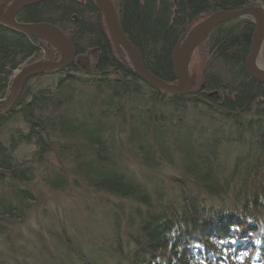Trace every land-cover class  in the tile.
I'll list each match as a JSON object with an SVG mask.
<instances>
[{"label": "trees", "instance_id": "obj_1", "mask_svg": "<svg viewBox=\"0 0 264 264\" xmlns=\"http://www.w3.org/2000/svg\"><path fill=\"white\" fill-rule=\"evenodd\" d=\"M251 2L264 3V0H113L121 28L140 50L147 69L166 82H176L171 56L174 43L187 24L202 13L219 8L238 9ZM173 11L175 19L170 26ZM98 12L92 0H46L25 8L18 16L19 22L48 21L59 26L72 41L78 60L91 57L93 64L91 68H83L78 63L59 72L37 76L31 79L33 86L29 80L19 96L16 112L7 120L0 118V135L4 125L15 115L23 119L28 130L27 133L18 130L7 143L0 140V201L4 203L0 204V236L9 227L22 223L34 197L28 188V191L22 188L33 180L30 173L33 166L16 157L19 143L26 141L34 143V156L38 160L58 149L59 156L74 164L73 171L77 175L83 177L88 171L91 173L88 177H96L97 182L92 183L95 188L90 185L95 191L123 197L121 199L126 201L131 195L140 199V205L133 208L131 203L125 215L130 231L124 227L120 211L119 214L108 213L107 220L111 221L107 227L98 223L101 227L97 229L96 223L88 221L87 227L76 226V231L80 228L82 232V243L73 244L68 231L63 230L69 240L62 243L66 248L59 259L52 261L50 248L43 245L44 250L35 264H248L246 241L239 234L229 232L248 230L249 218L256 221L260 215L264 217V169L258 180L259 190L256 187L243 193L244 185L237 190L232 188L234 192L222 221L219 219L222 208L216 197L231 186L227 180L220 183L219 175L214 186L206 179L209 183L200 184L203 188L198 192L189 191L167 202L159 199L163 191H150L140 181L126 188L121 180L123 171L117 166L125 164L121 151L127 155L133 151L165 154L166 133L175 132L183 140L184 134L179 130L186 121L182 116L202 104L209 121L221 127L211 134L220 145L214 153L217 157L223 154L225 144L233 145L231 139L223 138L224 130L243 138L245 144L240 149L248 152V160L256 158L257 148L264 151V134L259 136L254 130L256 123L264 124V86L247 76L243 65L255 22L252 18H240L214 30L206 43L210 52L202 55V72L200 81L195 82L194 92L185 98L167 100L169 97H163L160 91L140 81L128 63L119 59L113 43L105 35ZM42 52L51 61L60 56L51 44L11 33L0 26V98L8 92L12 73ZM51 76L55 77V84L47 83ZM204 90L221 94L217 92L207 97ZM200 94L207 99L205 103L199 102ZM176 145V155L187 160V146ZM189 151L194 152L191 148ZM240 155L245 156L242 152ZM201 161L196 157L193 164L196 172L200 171ZM188 166H192L190 161ZM238 171L243 174L240 175L243 181L256 173L241 166ZM59 180L54 177L50 183L60 187ZM215 187L221 190L216 195ZM143 204L159 211L147 215L142 210ZM196 215L202 218L200 222ZM166 224L171 230L166 229ZM196 225L200 231L195 230ZM185 230L195 236L192 244L187 241L188 236L179 235ZM164 243L168 246L162 251ZM251 245L250 251L255 252L256 245ZM51 246L56 253L60 243ZM178 247L195 253L183 258L176 251ZM15 252L18 259L25 249L15 248Z\"/></svg>", "mask_w": 264, "mask_h": 264}, {"label": "rangeland", "instance_id": "obj_2", "mask_svg": "<svg viewBox=\"0 0 264 264\" xmlns=\"http://www.w3.org/2000/svg\"><path fill=\"white\" fill-rule=\"evenodd\" d=\"M4 2L5 0H0V8ZM253 5L264 7L262 3L259 4L258 2H254ZM118 56L121 58L119 53ZM90 58L91 57H81L78 61L83 67L91 68L93 63L92 60H89ZM196 59L191 64V75L195 82H199L200 73L202 72V68L200 67L202 58L197 57ZM259 59V62L264 66V46ZM37 61H47L46 53L42 52L41 56L28 60L20 67L19 70L26 68V66L36 63ZM19 70L14 72L12 75L13 77H11L10 80L16 77L15 75ZM33 82L34 81L31 80V86H33ZM48 82H53V84H55V77H49L47 83ZM9 93L10 89L8 90L6 97ZM6 97L4 99L0 98V104H2L1 102L6 101ZM199 115V111L190 110L189 113H185L182 116V119L186 122H192L191 124L194 123V125H197L199 128L204 125L210 127L211 129H209L208 132L211 134H213L215 128L220 130L221 127L216 122L207 124V121L209 120L205 117L200 118ZM18 130H22L25 133L28 131L23 119L19 115H15L2 128L0 140L7 143L10 137L15 135ZM35 152L33 142H20L16 149L17 159L20 161L27 160L31 162L33 166L30 172L33 176V180H31L27 188L34 195L35 199L30 201L29 204L31 211L25 215L22 219V223L17 227H9L7 232L1 234L0 264H20L17 259L18 254L15 252V248L19 249L24 247L26 250L25 252L28 250V253L30 254L28 259L33 261L31 257L35 255L38 250V246L43 244L46 245V248H50V256H53L52 248L54 247L51 245L56 246V244L60 243V246L55 249L57 252L54 253V258L58 260L62 251L66 248L64 245L62 247L63 242H66L71 238L73 244L82 243V232L80 228L76 231V226L79 225L78 227H87L90 225V222L88 223L84 220L82 215L83 212L81 210L86 211L88 208L93 209V207H97V204H103L105 208H108V213H114V210L117 211L116 208L126 207L127 211L121 210L120 214L124 218L122 223L125 229L130 231L125 217V215L129 213V201L115 198L109 194L107 195L103 192L95 191L85 186L77 173L73 171L74 164L69 162L71 161L69 158V161H67L63 159L62 156H59L60 154L58 149L52 150L50 154L46 155L41 160H38L34 156ZM241 152H243V149H240V152L238 153V149L236 147L231 144H225L222 147V153L224 155L223 159L220 158V162L218 164H225V162H230L231 159L233 161ZM121 153L126 167H128L131 172L142 180V182L146 184L147 189L150 191L158 189L160 192H165L167 190L171 201L177 198L179 199V197L185 192L190 191L192 193H196L199 191L197 187L198 184L195 182L189 183L190 189L183 186V175L176 167L169 168L168 166H162L159 168L155 166V169L143 168L140 163H137L134 159L127 157V153L125 151H121ZM177 157L180 158L181 156L177 155ZM234 167L238 170L240 166L236 163ZM226 169L227 168L222 171L220 169L219 175H222L221 172L226 171ZM54 177L57 179L59 178V181L62 182L59 183L60 187L51 185L50 181ZM178 178L180 179L177 181L178 183H176V179ZM216 193L214 191L215 195ZM233 206L235 205L233 204ZM96 225L97 229L101 227L98 223H96ZM63 230L68 231V236H70L69 239L67 235L65 236L63 234Z\"/></svg>", "mask_w": 264, "mask_h": 264}, {"label": "bare ground", "instance_id": "obj_3", "mask_svg": "<svg viewBox=\"0 0 264 264\" xmlns=\"http://www.w3.org/2000/svg\"><path fill=\"white\" fill-rule=\"evenodd\" d=\"M9 1H11V0H5L4 4L2 5V6L6 5L5 8H4V11H6L8 9V5L10 6V3L11 2H9ZM45 1H42V2H39V3H43ZM8 2H9V4H7ZM261 3L264 5L263 2H259V4H261ZM248 4L245 5V6L246 7H250V8L251 7H255V8L259 9L260 11H264V7L263 6L259 7L257 5H253L252 2H251L250 5H248ZM2 6H1L0 10L2 9ZM114 7H115V5H114ZM243 8H245V7H240L238 9H229V10L228 9L219 8L216 11L208 12V14H203L202 13L201 15L197 16V19H195L190 24H187V27H185V31L182 32L183 34L181 33L179 35V37L177 38L178 40L176 41V43H174L175 45L173 46L174 49L172 51V55H173L174 50L177 48L176 46L179 44L180 39L183 37V35L185 33H187L188 30L196 28L197 25L200 24L201 22L205 21L208 18V16H210V14H212L214 12H218L220 10L227 11V12H229V11H240V9H243ZM24 9L25 8H23V10ZM116 11H117V8H116ZM98 13H100V12H98ZM19 14H18V16H19ZM117 15H118V11H117ZM173 15H174V17L171 19L170 26L173 24L174 19H175V13H174V11H173ZM18 16H17V21L19 22ZM99 17L102 18V26H103V29H104V32H105L106 37L110 40L111 43H114V40L112 39V37H111V35L109 33V29H107V25H106L105 19L102 17L101 14L99 15ZM118 17H119V15H118ZM240 18H250L251 19L252 17H240ZM240 18L231 19L230 21L221 23L219 26L224 25V24H230V22L239 21ZM20 23H23V24L24 23L35 24V23H46V22H35V23H33V22L32 23H29V22H20ZM48 23H50V22H48ZM53 25H55V24H53ZM0 26L2 28H6V30L9 31V32H11V33L23 34V35H27V36L31 37L34 40H39L38 38H34L33 36H31L30 34L22 33V32H19V31H15L13 29H10L5 24H1L0 23ZM119 26L121 28L120 17H119ZM219 26L215 27L210 32L209 37L211 36V34L213 33L214 30H216L217 28H219ZM60 30H62V29L60 28ZM121 30H123V32L127 36V34L124 31V29L121 28ZM254 30L252 32V36H251V39H250L249 50H248V52L246 54L247 56H246V58L244 60V64H243L245 66V70H246L247 76H250V74H249V72L247 70L246 61H247V59L249 57V53H250L251 48H252V41H253ZM127 38H128V36H127ZM128 39L130 40V38H128ZM208 40H209V38L206 39V40H204L203 42H201V44L198 45L197 50L194 51V53L192 54V59H191V62L189 64V78L192 80V84H191V87L189 89V92L186 95H184V96H180V95L179 96H172V95L166 94V93H164V92H162V91H160L158 89H155L154 87H152V88L155 89L156 91L157 90L160 91L163 97H165V96L169 97V98H167V100L168 99L169 100H172L170 98H173V97H178V98L179 97H182V98H185V97L189 96L192 92H194L193 88H194V85H195V81H194V79L192 78V75H191V64H192V62L197 57L203 58L202 55L203 56H206L207 54H209L210 51L208 52V49L210 48V46H208L206 44L208 42ZM39 41H42V40H39ZM42 42H44V41H42ZM113 46H114V44H113ZM115 50H116V48H115ZM139 52H140V50H139ZM140 54H141V52H140ZM141 58H142V55H141ZM171 58H172V56H171ZM122 60H124V59H122ZM259 60H260L259 58L256 59L254 65H256V67L259 70H263L264 71V66L259 62ZM75 62L76 63L74 65H76L78 63L81 64L78 61V58H76ZM143 63H144V60H143ZM144 66L146 67L145 64H144ZM83 68H85V67H83ZM172 68H173V58H172ZM19 69H17V70H19ZM14 72L12 73V75L14 74ZM12 75H11V77H13ZM133 75L136 76L140 81H142L141 78L136 73L134 74V72H133ZM174 76H175V73H174ZM250 78L252 80H255L252 76H250ZM159 79H161V78H159ZM13 80L14 79L10 80V83L8 84V86H7L8 88L6 89V91H8L9 89L11 91V89H12L11 88V84H12ZM175 80H176V78H175ZM163 81L166 82L165 80H163ZM232 81H233V77L231 79V83H232ZM255 81L258 82L257 80H255ZM143 82L145 84L147 83L145 81H143ZM166 83L167 84L169 83V84L176 85L177 84V80H176V82H168L167 81ZM258 83L264 86V84H262L260 82H258ZM139 86L142 87V85H139ZM140 87H139V89H140ZM203 87H204V85H202V88ZM217 92H219V91H213V90L207 91V90H204L203 91V94L205 93V94H207V97H209V95L211 97L213 95H217ZM203 94H200V96H198V100H199L200 103L201 102L202 103H205L207 101V99H204V95ZM6 95H5V97H6ZM5 97H3V99ZM1 103H4V102H1ZM16 107L17 106H15V110L12 111L10 114H7V116L0 117V118L7 120V118H9L12 114H14L16 112ZM190 109L191 110L194 109V111H199V113H200V115H202V117H205L206 119L209 120V118H207L205 116V114H204L205 112L203 111L204 110V104H202V106L199 109H197V110H196V107H192ZM216 112L217 111H214L215 114H216ZM200 115H199V117H200ZM216 115H218V114H216ZM155 120H157V116H155ZM207 122H208L207 124H211L210 121H207ZM142 123L145 124L144 122H142ZM209 129H211V128L210 127H207L205 125L202 126L201 128H199V127L192 126L190 122H186L185 125L183 126V128L181 127L180 130H179V133L180 134H182V133L184 134L183 140H180L179 137H178V135L175 132L166 133L165 138H164V142L162 141L163 144L167 147L165 149V154H161L160 153V155L157 156V154L156 155L155 154H152V153L147 154V153H145L143 151H138V152L133 151V152H128L127 157L134 159L137 163H140L143 166V168H152V169H155V166H157L159 168L162 167V166H168L169 168H171V167L178 168L179 171H180V173L183 175V178H182V181H184L183 186L185 188H187V189H190L189 183H191V182L194 183L195 182L196 184H198V186H197L198 189L201 190L203 187H201L200 184L209 183V182H207L206 179H208V180L211 181V183H212L211 186H214L216 184V182L218 181L219 170L221 169V171H222L223 169L227 168L226 171L221 172L222 175H219L220 176V180L219 181H220V183H222V182L225 183L224 181L227 180L228 181V185H230L231 187L228 188V189H226V191H223L222 190V192L220 193V197H216L217 199H219L220 208H222V211L220 212L221 217L219 219H221L223 221V219H224L223 217H224V215L228 211L227 208H228V203H229L230 195L232 194V192H234V191H232V188H233V190L234 189L237 190L238 188L240 189L241 185H244V189L242 188V191H241L243 193H245L248 190L255 189L256 187H258V190H259L258 180L260 179V176L263 175L262 171L264 169V151L260 150V148H257L256 152H258V153L256 154V158L255 159L248 160L247 159L248 152L245 151V152H242V154H244L245 156H241V155H240V157L239 156H236V158L233 161H232V159L230 160L231 163L230 162H225V164H218L220 162V158L223 159V156L224 155L221 154V156L219 158V157H217L214 154L215 151H216V148L219 145V143H218L217 140H213V138L211 136V133L208 132ZM254 130L257 131V133L259 134V136L260 135H263L264 134V124L263 123H256L254 125ZM224 133L225 134H224V137L223 138L224 139H231L232 141H230V142L233 143V146L234 147H236V148L239 149V148H242L244 146L245 142H244L243 138H241L242 139L241 140L240 138H238V136L236 134L234 135V133H230V132H227V131H224ZM258 134H256V137L255 138H257V135ZM179 143H183V144H185L187 146L186 149H185L186 153L189 155L187 157V160L185 158L184 161H183V159H182L183 156L180 157V158H178L177 155H176V151L177 150L175 148L177 146L176 144H179ZM190 148H191V150H194V152L193 151L190 152L189 151ZM209 148H210L211 151H209ZM196 157L199 158L200 160H203V161H201L202 165L199 167V170L200 171H197V172L195 171V167L193 166V164H194V162L196 160ZM189 161H190V163H191L192 166H188ZM184 163H186L187 165L185 164L186 165L185 166ZM236 163H239L240 166L242 168H244V169H251V170H253L254 172H256L255 175L254 174H251V175H249L247 181H243L244 180V177L243 178L241 177V176H243V174H239L240 172L237 170V168L234 167ZM187 166L189 168H191V172L189 171V168ZM117 168L122 169V171H123L121 180L123 182V185L126 188L128 187L129 184H132L134 181H136V182L137 181H140L141 184L147 189L146 184H144L142 182V180H140L133 172H131V170L128 167H126L125 164L124 165L123 164L122 165H118ZM98 170H99V172L101 171L100 168H98ZM193 173H194V175H193ZM88 174L90 175L91 173H88V171H87V172H85L83 174V177H81L80 175H78V176L81 179V181L84 183L85 186H87L88 188H91L90 185L92 186L93 184H95L97 182V179H96V177H93V176L88 177ZM223 174H226V175H223ZM179 179L180 178L176 179V183H178L177 181H179ZM112 185L115 186L116 184H113L112 183ZM27 187H28L27 185H24V184L22 185V188H25L26 190H27ZM92 187L95 188L94 186H92ZM220 191L221 190L219 188L215 187V193L216 192H220ZM115 198H117V197H115ZM121 198H123V197H121ZM121 198H118V199H121ZM169 198L170 197H169V194H168V191L167 190L165 192L163 191L162 194L159 195V199H161V200L164 199L167 202H168V200H170ZM32 199H35V198L33 197ZM128 199H129V206H130L131 203H132L133 208L136 207V206H138V205H140V204H138V202L140 201V199H138L134 195H131ZM1 203H2V201H0V204ZM3 204L4 203H2V205ZM28 205H29V207H28L27 210H28V212H30L31 211V207H30V204H28ZM139 208H141V207H139ZM116 210L117 211L114 210V212L117 213V214H119V211L126 210V207L125 208L124 207H122V208L119 207V208H116ZM142 210L147 215L159 211L156 207L155 208L154 207H148V206H145L144 204L142 205ZM81 211L83 212L82 215H83V218H84V220L86 222L88 221V222L100 223L103 226H106L107 227L108 224H109V222L111 221L110 217H109L110 220H107V216L106 215H108L107 214L108 213V208H105V206L103 204H101V205H98L97 204V207H93V209H91V208L89 209L88 208L86 211L85 210L84 211L81 210ZM195 217H196V220H198L199 222L202 220V218L199 215H196ZM259 217H260V219L254 217L256 221H254L251 218L248 219V221H247V223H248L247 224L248 230L241 231V232L239 231L238 232L236 229H233V230H231L229 232L230 234L231 233L236 234V235L239 234V237L241 239H243L244 241H246V245L245 246H247V247L244 248L246 250V252H249L250 251V249L252 247L251 244H255L254 243V239H259L260 238V235H261V233L263 231V225H264L263 218L264 217H261V215ZM165 227H166V229H169V230H171V228H172V227L169 228V226L167 224L165 225ZM194 228H195V230L200 231L198 225L194 226ZM211 230H213V229H211ZM179 235H181L182 237H185V235L188 236L187 241L190 244H192L194 242L195 236L193 234H191L187 230H185L183 232H180ZM122 241H123V239L121 240V242ZM164 244H166V243H164ZM167 244L161 246L162 251L164 250V248L166 246H168ZM43 245H40V246L37 247L38 250L36 251L35 255H33L31 257V259L33 261H31L30 259H28V256L30 257V254L28 253V250H27V252L24 253V255H21V257L19 256L18 257V260H19L20 264H35V262L39 261V259L37 257H39V254H41L42 251L44 250ZM176 251L183 258H186L190 253H193L194 252V250H191V249H188V248L185 249V248H182V247H178L176 249ZM51 260L52 261L55 260L54 253H53V256H52V259Z\"/></svg>", "mask_w": 264, "mask_h": 264}, {"label": "water", "instance_id": "obj_4", "mask_svg": "<svg viewBox=\"0 0 264 264\" xmlns=\"http://www.w3.org/2000/svg\"><path fill=\"white\" fill-rule=\"evenodd\" d=\"M45 0H11L8 9L4 11L6 5L0 10V23L8 28L22 33H27L44 42L51 44L59 53L57 61H37L26 66L16 73L11 84V91L6 101L0 104V117H5L15 110L20 94L27 82L37 76L50 72H59L74 65L77 58L72 41L60 28L51 23H20L17 21L18 14L23 8L33 6ZM102 17L105 19L107 29L114 40V46L121 58L130 66L131 71L136 73L142 81L147 82L151 87L158 89L172 96H184L189 92L192 80L189 78V64L192 54L197 50L198 45L209 38L210 32L221 23L240 17H252L255 22V30L252 41V48L246 61L247 70L255 80L264 84V71L259 70L255 60L261 55L264 46V11L255 7H245L240 11H218L210 14L208 18L190 29L180 39L177 48L174 50L173 69L177 84H167L163 80L155 77L145 66L139 50L127 38L119 26V17L112 0H92ZM9 2L7 4H9Z\"/></svg>", "mask_w": 264, "mask_h": 264}, {"label": "clouds", "instance_id": "obj_5", "mask_svg": "<svg viewBox=\"0 0 264 264\" xmlns=\"http://www.w3.org/2000/svg\"><path fill=\"white\" fill-rule=\"evenodd\" d=\"M254 243L256 245L255 252L249 251L245 259L248 264H264V251L261 250L264 248V233L260 235L259 239H254Z\"/></svg>", "mask_w": 264, "mask_h": 264}]
</instances>
